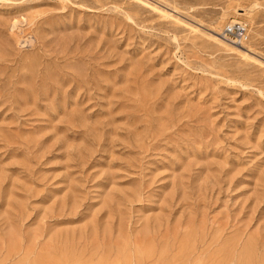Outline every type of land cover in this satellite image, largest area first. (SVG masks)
I'll list each match as a JSON object with an SVG mask.
<instances>
[{"label": "rangeland", "instance_id": "obj_1", "mask_svg": "<svg viewBox=\"0 0 264 264\" xmlns=\"http://www.w3.org/2000/svg\"><path fill=\"white\" fill-rule=\"evenodd\" d=\"M0 264H264V0H0Z\"/></svg>", "mask_w": 264, "mask_h": 264}, {"label": "built area", "instance_id": "obj_2", "mask_svg": "<svg viewBox=\"0 0 264 264\" xmlns=\"http://www.w3.org/2000/svg\"><path fill=\"white\" fill-rule=\"evenodd\" d=\"M247 25L243 22L231 23L222 30V38L235 44L244 41L247 35Z\"/></svg>", "mask_w": 264, "mask_h": 264}, {"label": "bare ground", "instance_id": "obj_3", "mask_svg": "<svg viewBox=\"0 0 264 264\" xmlns=\"http://www.w3.org/2000/svg\"><path fill=\"white\" fill-rule=\"evenodd\" d=\"M248 10H249V9H248ZM249 11H251V10H249ZM243 13H246V12H243ZM243 13L240 14V15H241V16L244 15ZM235 23H236V22H235ZM221 39H222V38H221ZM219 40H220V39H219ZM222 40H224V39H222ZM220 41H221V40H220ZM221 42H228V43H230V44L238 45V44L232 43V42L227 41V40H224V41H221ZM241 43H242V42H241ZM241 43H240V44H241Z\"/></svg>", "mask_w": 264, "mask_h": 264}]
</instances>
